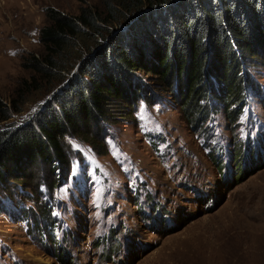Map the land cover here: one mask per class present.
I'll return each instance as SVG.
<instances>
[{
	"label": "rangeland",
	"instance_id": "rangeland-1",
	"mask_svg": "<svg viewBox=\"0 0 264 264\" xmlns=\"http://www.w3.org/2000/svg\"><path fill=\"white\" fill-rule=\"evenodd\" d=\"M102 3L0 0L1 101L9 107L35 81L11 128L62 95L84 50L62 57L51 79L22 66L41 60L45 10ZM254 50L240 61L232 120L211 74L198 115L180 99L181 78L134 70L127 99L65 132L63 164L39 161L0 181V264H264V50Z\"/></svg>",
	"mask_w": 264,
	"mask_h": 264
},
{
	"label": "trees",
	"instance_id": "trees-1",
	"mask_svg": "<svg viewBox=\"0 0 264 264\" xmlns=\"http://www.w3.org/2000/svg\"><path fill=\"white\" fill-rule=\"evenodd\" d=\"M102 4L101 12L81 7L74 15L45 10L47 25L38 31L41 60L32 57L23 67L51 79L63 70L62 57L80 43L87 46L77 71L60 90L62 95L54 96L35 121L12 128L6 123L20 111L23 94L35 87L34 80L16 89L9 107L0 99V181L39 161L49 167L63 164L60 141L65 132L81 133L83 126L103 116L110 98L127 99L134 70L156 74L164 82L169 77L182 79L180 99L198 115V99H204L209 82L202 77L211 74L222 101L229 103L226 110L232 120L235 110L229 107L241 99L240 61L257 56L254 48L264 50V0Z\"/></svg>",
	"mask_w": 264,
	"mask_h": 264
}]
</instances>
